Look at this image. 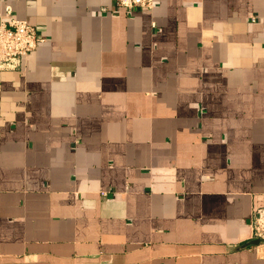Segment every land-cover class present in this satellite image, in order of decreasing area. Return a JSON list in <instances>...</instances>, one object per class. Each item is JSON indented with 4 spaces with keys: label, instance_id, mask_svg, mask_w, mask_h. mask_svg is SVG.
Listing matches in <instances>:
<instances>
[{
    "label": "crops",
    "instance_id": "0c3cea01",
    "mask_svg": "<svg viewBox=\"0 0 264 264\" xmlns=\"http://www.w3.org/2000/svg\"><path fill=\"white\" fill-rule=\"evenodd\" d=\"M7 5L0 264H264V0Z\"/></svg>",
    "mask_w": 264,
    "mask_h": 264
},
{
    "label": "built area",
    "instance_id": "2783aa9c",
    "mask_svg": "<svg viewBox=\"0 0 264 264\" xmlns=\"http://www.w3.org/2000/svg\"><path fill=\"white\" fill-rule=\"evenodd\" d=\"M153 0H113L114 8L135 10L151 8ZM44 40L41 32L25 20L15 18L11 7H4L0 17V70H16L23 58ZM250 237L264 239V208L254 211L250 221Z\"/></svg>",
    "mask_w": 264,
    "mask_h": 264
},
{
    "label": "water",
    "instance_id": "95a60500",
    "mask_svg": "<svg viewBox=\"0 0 264 264\" xmlns=\"http://www.w3.org/2000/svg\"><path fill=\"white\" fill-rule=\"evenodd\" d=\"M259 243H264V239L251 238V240L248 242V244H259Z\"/></svg>",
    "mask_w": 264,
    "mask_h": 264
}]
</instances>
